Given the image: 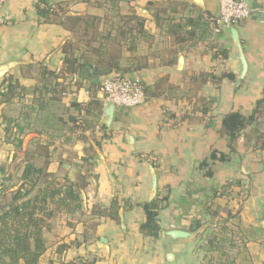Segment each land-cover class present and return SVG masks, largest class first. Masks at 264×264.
<instances>
[{
	"label": "crops",
	"instance_id": "1",
	"mask_svg": "<svg viewBox=\"0 0 264 264\" xmlns=\"http://www.w3.org/2000/svg\"><path fill=\"white\" fill-rule=\"evenodd\" d=\"M245 1L252 14L234 25L247 61L242 77L232 29L217 33L208 20L220 0H5L0 193L23 183L28 163L58 181L87 177L80 206L44 230L37 264H264V108L233 150L222 131L228 113L250 115L264 96V21L254 15L264 13V0ZM42 2L61 5L60 15L97 17L95 40L87 45L40 17ZM172 24L183 27L171 31ZM68 42L78 47L81 71L66 70ZM94 66L140 77L145 103L116 106L107 125L105 76H94ZM213 151L228 159L202 167ZM156 197L163 199L161 232L151 237L140 226L143 205ZM172 229L193 235L173 241Z\"/></svg>",
	"mask_w": 264,
	"mask_h": 264
},
{
	"label": "trees",
	"instance_id": "2",
	"mask_svg": "<svg viewBox=\"0 0 264 264\" xmlns=\"http://www.w3.org/2000/svg\"><path fill=\"white\" fill-rule=\"evenodd\" d=\"M42 3L45 6L37 5L40 17L48 22L61 24L74 34H78V28H82V33L78 34V37L87 45L95 40L99 25L97 17L60 15L59 12L63 10L61 5L58 4L54 8L46 2ZM131 19L136 20L135 29L137 32L148 36L144 30V20L135 15H132ZM181 27L183 26L172 24L170 30H177ZM92 29L94 32L91 35ZM130 30L132 31L133 27ZM124 33L125 31L121 30L119 32L120 36ZM77 50L78 47L73 42H68L64 47V63L68 72L81 71L85 66L81 61L82 56H76ZM93 50L100 52L101 47ZM112 57L116 58V54H112ZM92 71L96 77L108 76L112 72L111 68L100 66L92 67ZM228 76L234 77L232 74ZM263 108L264 96L257 101L250 115L234 111L225 116L222 131L229 138L231 150H233V144L241 131L256 122ZM97 116L99 117L100 113ZM81 124H85L84 119ZM227 159L226 154L213 151L210 158L203 161L201 166H207L210 161H225ZM208 175H212V172L208 171ZM86 179L85 175H80L74 182L68 179L58 181L52 173L47 172L46 168L28 163L22 175L23 183L16 190L9 192L8 203L0 204V264H18L20 262L37 264L46 250L44 230L49 228L50 221L56 218L60 212H74L80 206L81 189L87 185ZM162 202L163 199L156 197L143 205L146 220L141 224L140 229L144 235L156 237L160 234L159 212L162 209ZM118 212V200L114 199L110 206V215L117 219Z\"/></svg>",
	"mask_w": 264,
	"mask_h": 264
},
{
	"label": "built area",
	"instance_id": "3",
	"mask_svg": "<svg viewBox=\"0 0 264 264\" xmlns=\"http://www.w3.org/2000/svg\"><path fill=\"white\" fill-rule=\"evenodd\" d=\"M5 0H0V9ZM252 10L245 0H220V10L217 15L208 16L213 31L219 33L224 28L237 25L250 17ZM100 91L109 104L133 108L142 105L147 99V91L143 80L136 76L110 74L105 76L100 85Z\"/></svg>",
	"mask_w": 264,
	"mask_h": 264
},
{
	"label": "water",
	"instance_id": "4",
	"mask_svg": "<svg viewBox=\"0 0 264 264\" xmlns=\"http://www.w3.org/2000/svg\"><path fill=\"white\" fill-rule=\"evenodd\" d=\"M254 15L264 21V13L256 11ZM230 28L232 29L233 39L236 42L238 50H239L240 60L243 66V71H242V77H243L247 71V61H246V58L243 52L238 30L234 26H230ZM3 70H4V67H0V72ZM115 107L116 106L114 104L110 103L105 110V115L107 117V120H106L107 125H110L113 119ZM153 186L154 188H156L157 186L156 178L154 179ZM192 235L193 233H190L188 231H184L181 229H172L166 232V236L170 237L173 241L188 240L192 237Z\"/></svg>",
	"mask_w": 264,
	"mask_h": 264
},
{
	"label": "rangeland",
	"instance_id": "5",
	"mask_svg": "<svg viewBox=\"0 0 264 264\" xmlns=\"http://www.w3.org/2000/svg\"><path fill=\"white\" fill-rule=\"evenodd\" d=\"M80 31V30H79ZM79 31H78V33H79ZM94 32V30L92 29L91 30V35H92V33ZM75 35V37H76V39H78L79 37H78V34H74ZM89 38V37H88ZM9 199H10V195H9V193H7V194H5V193H0V204H5V203H8V201H9ZM210 241H212L211 240V238H210Z\"/></svg>",
	"mask_w": 264,
	"mask_h": 264
}]
</instances>
